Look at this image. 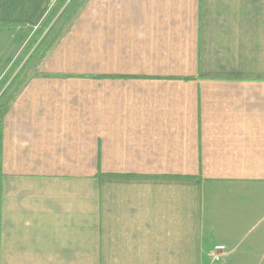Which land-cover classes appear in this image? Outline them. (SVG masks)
Here are the masks:
<instances>
[{
  "label": "crops",
  "instance_id": "0c3cea01",
  "mask_svg": "<svg viewBox=\"0 0 264 264\" xmlns=\"http://www.w3.org/2000/svg\"><path fill=\"white\" fill-rule=\"evenodd\" d=\"M57 1L0 0L2 64ZM67 1L3 117L0 264H207L217 243L244 264L264 249V0Z\"/></svg>",
  "mask_w": 264,
  "mask_h": 264
},
{
  "label": "rangeland",
  "instance_id": "374dc122",
  "mask_svg": "<svg viewBox=\"0 0 264 264\" xmlns=\"http://www.w3.org/2000/svg\"><path fill=\"white\" fill-rule=\"evenodd\" d=\"M73 2V1H72ZM67 0H63L61 8L50 20L40 23L33 29L26 30L23 35L15 39L13 44H9V57L10 62L3 63L0 59L1 69L3 72L4 87L9 85L8 93L13 94L18 88L21 79L29 72L36 70V64L41 60L45 52H47L52 40L57 36L58 32H61L62 28H65V21L69 9L64 11L65 7L69 6ZM72 5V3H71ZM18 73V77L15 78V74ZM0 78V79H1ZM218 244V243H217ZM226 246V245H225ZM226 251L223 254V258L219 262H214L209 256V251L205 254L207 264H223L224 258L227 254ZM248 244L243 246V249H238L239 256L242 258L244 264H264V249H254L251 252Z\"/></svg>",
  "mask_w": 264,
  "mask_h": 264
},
{
  "label": "trees",
  "instance_id": "16d2710c",
  "mask_svg": "<svg viewBox=\"0 0 264 264\" xmlns=\"http://www.w3.org/2000/svg\"><path fill=\"white\" fill-rule=\"evenodd\" d=\"M63 0H58L56 5L53 7V9L49 12V15L47 16L46 21L50 20L55 16V14L58 12V10L61 8ZM60 32L58 33V35ZM54 41V39H53ZM52 41V42H53ZM43 57V56H42ZM31 74H26L20 81L18 88L15 90V92L11 95H9L8 90H9V85L4 87V80L3 78L0 79V130L2 128L3 124V117L5 113L7 112L9 105L11 102L14 100L15 96L17 93L22 89V87L25 85L27 82L28 78L30 77ZM19 75L18 73L15 74V78H17Z\"/></svg>",
  "mask_w": 264,
  "mask_h": 264
},
{
  "label": "built area",
  "instance_id": "2783aa9c",
  "mask_svg": "<svg viewBox=\"0 0 264 264\" xmlns=\"http://www.w3.org/2000/svg\"><path fill=\"white\" fill-rule=\"evenodd\" d=\"M226 251V246L224 244L218 243L214 244L209 251V256L214 262H219L223 258V254Z\"/></svg>",
  "mask_w": 264,
  "mask_h": 264
}]
</instances>
